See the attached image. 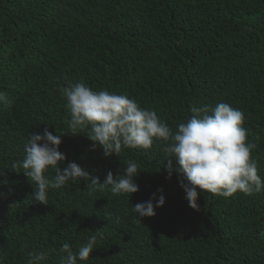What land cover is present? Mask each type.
I'll use <instances>...</instances> for the list:
<instances>
[{"label":"trees","instance_id":"1","mask_svg":"<svg viewBox=\"0 0 264 264\" xmlns=\"http://www.w3.org/2000/svg\"><path fill=\"white\" fill-rule=\"evenodd\" d=\"M76 83L127 95L173 131L193 107L229 104L264 180V0H0V264L39 252L60 264L63 244L77 252L92 235L96 249L78 264H264V191L204 193L192 209L175 158L169 178L166 142L105 157L88 130L70 133L61 90ZM45 128L61 135L62 170L74 161L103 182L134 161L139 191L79 180L35 201L19 165ZM159 189L165 204L140 219L132 205Z\"/></svg>","mask_w":264,"mask_h":264},{"label":"clouds","instance_id":"2","mask_svg":"<svg viewBox=\"0 0 264 264\" xmlns=\"http://www.w3.org/2000/svg\"><path fill=\"white\" fill-rule=\"evenodd\" d=\"M61 94L70 111V133L78 135L88 130L92 148H102L105 157L119 156L125 148L150 149L154 140L166 142L169 178L173 173L171 158H175L180 187L194 210H198V199L204 193L228 198L238 191L246 195L264 191V180L251 158L255 145L247 140L244 116L227 103H218L211 109L193 107V115L173 131L154 110L142 108L124 94L93 91L84 83L66 86ZM6 99L0 93V102ZM61 143V135L45 128L42 134L31 133L24 145L25 155L19 166L35 185L32 193L35 201L47 205L50 188L59 189L69 181L79 180H90L93 188L110 187L114 196L130 194L131 197L139 191L135 178L140 172L134 161L125 162L123 174L114 177L109 171L101 182L98 176L74 161L62 170L66 155L59 150ZM50 170L55 173L52 179L45 175ZM158 192L161 193L158 198L154 193L149 200L132 205V211L140 219L155 216V208L165 204L162 189ZM96 244V235L90 236L77 252L69 244H63L61 252L66 255L61 257L60 264L87 261ZM47 259L45 252L29 253L27 264H44Z\"/></svg>","mask_w":264,"mask_h":264}]
</instances>
